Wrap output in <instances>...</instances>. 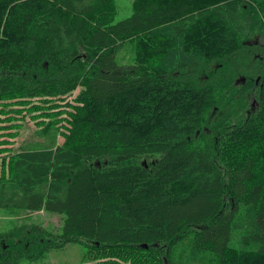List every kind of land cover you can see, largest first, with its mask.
<instances>
[{"label":"trees","instance_id":"trees-1","mask_svg":"<svg viewBox=\"0 0 264 264\" xmlns=\"http://www.w3.org/2000/svg\"><path fill=\"white\" fill-rule=\"evenodd\" d=\"M131 9L113 22L115 0H0V113L12 121L38 98L31 111L67 115L63 142L50 120L47 142L0 165V208L61 215L59 237L35 223L0 234V264L44 260L75 239L94 264H264V0ZM244 31L261 40L252 51ZM127 40L133 61L121 63ZM223 61L261 81L202 77ZM78 86L74 103L48 104ZM253 91L254 109L233 121ZM14 126L0 129L11 138Z\"/></svg>","mask_w":264,"mask_h":264},{"label":"rangeland","instance_id":"rangeland-1","mask_svg":"<svg viewBox=\"0 0 264 264\" xmlns=\"http://www.w3.org/2000/svg\"><path fill=\"white\" fill-rule=\"evenodd\" d=\"M131 2L132 0H115L116 6H117V13L115 17L113 18V22H117L124 17H127L130 15L132 9H131ZM244 35L246 38V44L245 46L249 47V50H253V45H260L261 40L259 39V36L253 33H248L244 31ZM134 40H127L124 42L123 45H121L117 50V55L115 58L122 62H131L133 61L134 56ZM244 52V51H241ZM226 61L221 62H213L211 64L210 72L203 73V78H209L212 80L213 75H219L220 77L228 76V79H231L233 82V85L235 88L239 86L240 84L244 83L249 78H253L255 80V83L258 84L259 81H261V74L256 73V71H251V74H245V71H232L231 74H228L225 72V67L223 64ZM247 62V61H246ZM252 70V69H251ZM79 86L74 89L71 93H68L64 96H62L60 99H54L48 104L57 103L61 105L59 108L62 110V108H65L64 104L66 102L74 103V97L77 94L79 90ZM32 103H29L25 106H23L21 113H19L14 120L12 121H6L5 118L7 115L0 113V126H7L8 124H16L14 126L13 131L16 132V135L14 137H8L6 134H8L9 130L0 129V140H7L9 143L1 144L0 148L6 147L9 149H1L0 150V165L1 162L8 157L10 153L13 151H16L24 146H30L33 148H40L41 145H43L45 142L49 140L47 137V133L43 135L41 133V130L44 128V125L50 121V120H56L55 124H51V129L49 130V133L52 131L57 132V142L61 143L63 142L62 138V131L64 130L62 125L63 123H66L64 118H67L66 113L58 114L55 117H47V116H40V112L42 111H31L29 109L30 105L36 102H39L38 98H32ZM226 98L224 101H222L220 107H218L215 111H212L209 113L208 117L205 118V122L203 124V128L197 132V135L201 136L202 138H205L210 134V127L212 126L213 122L215 121V118L217 116L222 115L224 112L227 111L225 106ZM255 92H250L246 95L243 103L236 104V106L231 110L232 113V120L236 121L243 115H246L250 113L251 110L255 107ZM46 104V105H48ZM15 108H19L18 106H14ZM4 108L2 105H0V109ZM7 108L9 106L7 105ZM52 109H47L43 111V114L46 115V112L51 111ZM54 111V110H53ZM54 129V130H53ZM12 132V131H10ZM9 138V139H8ZM106 158H96L93 163L100 166L104 164L106 161ZM4 170H6L5 164L3 165ZM46 186L41 187L39 190L42 192H46ZM28 223H35L39 226L40 229H43L45 233H50L53 237H59V234L61 232L62 227V216L57 214H51L44 211H38V212H27V211H15V210H9V209H1L0 208V234L9 233L14 230V228L18 226H22L24 224ZM147 245L144 247L146 248ZM87 252V248L80 243L79 241H72V243H69L63 248H55V249H49L44 257V260H37L32 262L31 264H94L98 259H92L89 257ZM126 258L125 260H127Z\"/></svg>","mask_w":264,"mask_h":264},{"label":"water","instance_id":"water-1","mask_svg":"<svg viewBox=\"0 0 264 264\" xmlns=\"http://www.w3.org/2000/svg\"><path fill=\"white\" fill-rule=\"evenodd\" d=\"M145 246H146V245H145ZM145 246H144V247H145Z\"/></svg>","mask_w":264,"mask_h":264}]
</instances>
